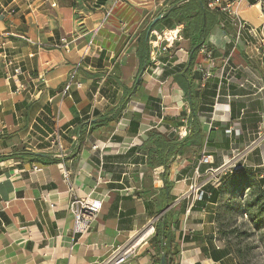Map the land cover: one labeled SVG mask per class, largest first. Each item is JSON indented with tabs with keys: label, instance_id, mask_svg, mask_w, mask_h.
Wrapping results in <instances>:
<instances>
[{
	"label": "crops",
	"instance_id": "crops-1",
	"mask_svg": "<svg viewBox=\"0 0 264 264\" xmlns=\"http://www.w3.org/2000/svg\"><path fill=\"white\" fill-rule=\"evenodd\" d=\"M188 1L0 0V264H104L143 235L123 264H160V218L173 264H237L217 199L189 187L264 190V21L241 4L256 36L234 48L226 15ZM153 30L181 39L153 56ZM69 187L102 200L85 235Z\"/></svg>",
	"mask_w": 264,
	"mask_h": 264
},
{
	"label": "built area",
	"instance_id": "built-area-1",
	"mask_svg": "<svg viewBox=\"0 0 264 264\" xmlns=\"http://www.w3.org/2000/svg\"><path fill=\"white\" fill-rule=\"evenodd\" d=\"M204 2L205 9L219 12L228 18L230 24L232 27L235 28L236 34H235V40H234V48L237 47L241 41V37L244 31H246L248 34L252 36H256V30L252 27H249V25L244 21L239 14V7L241 4H246L248 6H255L259 9L260 14L262 16V19L264 21V0H202ZM53 6V5H52ZM162 17V15H161ZM160 17V18H161ZM221 27H223V24H221ZM165 32V31H164ZM164 32H159L163 37L162 39H158V32L157 31H151L150 32V45L151 48L155 51L153 53V56H156L166 50V47L169 45H172L175 41L180 40L179 33L177 30L168 31L170 34V37H164ZM163 40L165 42V46L163 48H160L158 45V42ZM264 41V39L262 40ZM245 46H249V43H245ZM3 44L0 43V52H3ZM179 52H183V49H178ZM198 51L203 54L205 57L210 58L211 53L206 44H202ZM184 53V52H183ZM4 54V53H3ZM185 54V53H184ZM4 59H6V56H3ZM7 65H9L11 62H6ZM14 77H19L22 74V71L20 67H15L13 70ZM71 81L67 84V88L70 87ZM22 85H20V88ZM57 147L60 149L61 146L59 142L56 143ZM103 146L99 147V145L95 144L92 146L93 150H99L101 151ZM210 156L202 155L199 159L198 164H209L210 163ZM33 170H38L37 167H33ZM210 172H213V170H210ZM196 177H199V174L196 170L195 172ZM65 178L67 174L64 175ZM205 183L201 185L192 184L189 187V190L193 191L196 194V200H201L204 195H209L204 190ZM70 188L71 197L69 199L68 203V209L72 216V233L78 234V235H85L88 233L91 229L92 223L99 215L101 209H102V200L101 199H86V198H79L74 194V190L72 187ZM135 245H126L124 247H117L114 249L111 254L109 255L108 259L105 261L104 264H123L127 261V259L134 253Z\"/></svg>",
	"mask_w": 264,
	"mask_h": 264
},
{
	"label": "rangeland",
	"instance_id": "rangeland-1",
	"mask_svg": "<svg viewBox=\"0 0 264 264\" xmlns=\"http://www.w3.org/2000/svg\"><path fill=\"white\" fill-rule=\"evenodd\" d=\"M229 171L237 173L234 169ZM217 190V231L234 252L237 264H264V211H260L264 199L254 202L256 187L228 185Z\"/></svg>",
	"mask_w": 264,
	"mask_h": 264
},
{
	"label": "trees",
	"instance_id": "trees-1",
	"mask_svg": "<svg viewBox=\"0 0 264 264\" xmlns=\"http://www.w3.org/2000/svg\"><path fill=\"white\" fill-rule=\"evenodd\" d=\"M190 1L191 0H189L187 3H189ZM193 1L199 2V4L202 7H204V9H205L204 2L202 0H193ZM181 9H179V11ZM201 37H202V39H204V37H205L204 31L202 32ZM198 48H199V46H193V49L191 51V54H192V52H194ZM180 145H182V143H180ZM169 159L170 158L165 157V159L163 161V166H164L165 170L167 169V165H168V163L170 161ZM50 162L53 163V162H56V160L53 159V160H50ZM256 189L258 191V195L255 198L254 202L255 203H258L259 200L264 199V190L261 187H258V186L256 187ZM209 195H210L209 196L210 199L213 200V202H215V200L218 197L217 192L210 191L209 192ZM205 196H207V195H204L203 197H205ZM260 211L263 212L264 211V207H262V209ZM166 229H167V225L165 223H163L162 218H160L159 223H157V225L155 227V234H154V237L151 239V241L154 243V246H155V249H156V255L159 258H161L162 256L165 257V263L164 264H173V255H174V253L172 251V244L174 242V238H171V239H168L167 238L168 237V234L166 233L167 232Z\"/></svg>",
	"mask_w": 264,
	"mask_h": 264
},
{
	"label": "water",
	"instance_id": "water-1",
	"mask_svg": "<svg viewBox=\"0 0 264 264\" xmlns=\"http://www.w3.org/2000/svg\"><path fill=\"white\" fill-rule=\"evenodd\" d=\"M150 228H152V223L147 227V229H150ZM140 234H141V233H139L138 236H140ZM136 238H138V237H135L134 239H132V240L130 241V243L133 242V241H135ZM130 243H129V244H130ZM133 244H134V243H133ZM164 263H165V257L162 256V257L160 258V264H164Z\"/></svg>",
	"mask_w": 264,
	"mask_h": 264
},
{
	"label": "bare ground",
	"instance_id": "bare-ground-1",
	"mask_svg": "<svg viewBox=\"0 0 264 264\" xmlns=\"http://www.w3.org/2000/svg\"><path fill=\"white\" fill-rule=\"evenodd\" d=\"M169 35H170V34L167 32L166 35H165L164 37H166V38H167V37H170ZM169 39H171V37H170ZM150 229H151V228H150ZM148 235H149V234H148ZM145 236H146V235H143L140 239H138L137 242L135 243V245H138V243H139L140 241H142V240L144 239Z\"/></svg>",
	"mask_w": 264,
	"mask_h": 264
}]
</instances>
